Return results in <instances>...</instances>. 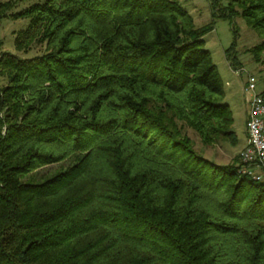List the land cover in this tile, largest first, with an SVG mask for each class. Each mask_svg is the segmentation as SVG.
Returning a JSON list of instances; mask_svg holds the SVG:
<instances>
[{
    "label": "trees",
    "instance_id": "obj_1",
    "mask_svg": "<svg viewBox=\"0 0 264 264\" xmlns=\"http://www.w3.org/2000/svg\"><path fill=\"white\" fill-rule=\"evenodd\" d=\"M23 1L0 2L28 19L19 54L0 35V264H264V181L189 133L237 144L204 35L241 17L259 59L264 0L202 25L178 0Z\"/></svg>",
    "mask_w": 264,
    "mask_h": 264
},
{
    "label": "rangeland",
    "instance_id": "obj_2",
    "mask_svg": "<svg viewBox=\"0 0 264 264\" xmlns=\"http://www.w3.org/2000/svg\"><path fill=\"white\" fill-rule=\"evenodd\" d=\"M7 1V0H0ZM15 3L11 12H18L24 9L29 2L23 0H11ZM194 17L197 25L206 24L213 21V16L209 0H178ZM227 0H219L218 5L225 4ZM234 30L229 20L217 19L214 28L204 35L205 47L211 52L214 63L224 82L225 95L222 102L229 104L233 114V130L235 131L238 142L233 145L229 142H219L211 146H204L198 136L189 129V133L196 142V149L205 157L218 164H229L237 160L241 150L246 144V120L248 117L247 109L250 92L243 90V84L247 74L257 78L258 90L264 89V51L257 59L250 48L260 43L262 38L255 30L246 25L241 17L235 18ZM28 25L26 18H13L11 15L0 19V35L3 39V50L17 53L14 48V39L17 32ZM235 31V32H234ZM235 41L234 51L236 55L235 65H230L225 56V49L229 48ZM41 51L37 46L28 53L22 55H35ZM21 54V53H20ZM232 69H244L240 71V76L235 74ZM69 162L49 164L41 169L39 173H53L55 170L65 166Z\"/></svg>",
    "mask_w": 264,
    "mask_h": 264
},
{
    "label": "built area",
    "instance_id": "obj_3",
    "mask_svg": "<svg viewBox=\"0 0 264 264\" xmlns=\"http://www.w3.org/2000/svg\"><path fill=\"white\" fill-rule=\"evenodd\" d=\"M240 75L244 69H232ZM257 78L247 74L243 90L250 92L246 120V144L241 150L240 172L256 181H264V96Z\"/></svg>",
    "mask_w": 264,
    "mask_h": 264
},
{
    "label": "crops",
    "instance_id": "obj_4",
    "mask_svg": "<svg viewBox=\"0 0 264 264\" xmlns=\"http://www.w3.org/2000/svg\"><path fill=\"white\" fill-rule=\"evenodd\" d=\"M236 74V73H235ZM238 75V74H237ZM240 76V75H239ZM247 114H248V109H247ZM246 132V131H245Z\"/></svg>",
    "mask_w": 264,
    "mask_h": 264
}]
</instances>
